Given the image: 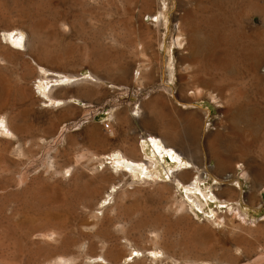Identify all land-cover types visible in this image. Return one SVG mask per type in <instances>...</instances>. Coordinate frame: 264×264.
I'll use <instances>...</instances> for the list:
<instances>
[{
  "label": "rangeland",
  "instance_id": "obj_1",
  "mask_svg": "<svg viewBox=\"0 0 264 264\" xmlns=\"http://www.w3.org/2000/svg\"><path fill=\"white\" fill-rule=\"evenodd\" d=\"M15 28L24 52L6 38ZM37 64L102 82L56 89L79 100L56 108L29 76ZM54 76L67 80L39 72ZM0 90V264H264V195L243 165L264 166V0H0ZM147 132L203 149L202 192L137 181L104 156ZM152 140L143 159L171 181L187 159Z\"/></svg>",
  "mask_w": 264,
  "mask_h": 264
},
{
  "label": "bare ground",
  "instance_id": "obj_2",
  "mask_svg": "<svg viewBox=\"0 0 264 264\" xmlns=\"http://www.w3.org/2000/svg\"><path fill=\"white\" fill-rule=\"evenodd\" d=\"M161 14V12H160ZM162 17V14L161 16H158L157 15V22L160 23L162 22L161 21V18ZM164 18V17H163ZM179 23V22H178ZM177 25V24H176ZM179 26V24H178ZM177 26V27H178ZM181 25L179 26V31H180V28ZM181 32V31H180ZM6 38H11V41L13 42V45L17 48V51H21V52H24L26 51L27 49V45H26V39H25V32L20 30V29H12V30H8L6 33ZM181 35V34H180ZM200 36V35H199ZM177 41L179 42V45L181 46V48H185L186 46V38H184V35L182 36H177ZM194 37V36H193ZM204 38V37H202ZM209 39V38H208ZM193 40H198V38H195ZM200 40V39H199ZM204 41V40H203ZM194 42V41H193ZM209 42V41H208ZM175 43V42H174ZM207 43V42H206ZM204 44V43H203ZM208 45H210V43H208ZM209 48V47H208ZM210 49V48H209ZM14 50V49H13ZM188 50V49H187ZM205 53H209L210 54V50L206 51ZM200 54V53H198ZM204 55V54H203ZM170 60H168L169 62ZM42 69V71H47V72H54V73H60V74H64L65 77H67V80L66 82H64L62 79H58L56 76L54 77H48V78H45V77H39V72L40 70ZM44 69V70H43ZM28 71V70H27ZM140 71V70H139ZM29 72V71H28ZM30 73V72H29ZM67 75H70V76H67ZM29 76H31L32 78H39L41 80V82L44 84L43 85V88H42V93L44 95L45 98L49 99V101H46L44 99V102L47 103V102H51L53 107L56 106V108H61V107H64L65 105H68V104H73L72 100H75L76 102H78L79 100L75 97H70V98H58V97H55L53 95L54 91L56 89H59L61 88L64 89L66 87H69V86H73V85H77V84H80L81 82L84 83L89 81V82H92V83H101L102 80H100L99 78L95 77L94 75H91V79H89L88 77H84L85 75L84 74H81V75H74V74H67V73H64V72H60V71H56V70H50V69H47L46 67L40 65V64H37V73L35 74H29ZM140 76V75H139ZM173 76H174V67L172 65V63H169L168 64V80L165 82L164 86L165 87H170L173 83ZM84 77V78H82ZM71 78H77V80L70 84L71 81ZM34 80V79H33ZM55 80V81H54ZM54 82L57 83V85H59L58 87L56 88H51L50 87H54ZM112 88H116L115 85H112L111 86ZM143 87V86H142ZM29 88V87H28ZM26 88V89H28ZM139 88V87H138ZM25 89V88H24ZM50 89V90H49ZM47 90H49V92L47 93ZM1 91V90H0ZM30 91H32L33 93L35 92L34 90V86L32 87V90L30 89ZM60 91V90H59ZM5 93V92H4ZM24 93V92H23ZM139 93V92H138ZM35 94V93H34ZM5 95V94H3ZM7 95V94H6ZM9 95V94H8ZM33 95V94H31ZM211 97H212V100L214 102H218V98L216 95L214 94H211ZM7 99V98H6ZM71 100V101H70ZM74 103V104H77V103ZM2 104V103H1ZM79 104V103H78ZM86 104H84L85 106ZM180 105L183 107V108H199L198 106H194L195 104L193 103H180ZM139 110V109H138ZM206 114H207V117H209V114H208V111H206ZM133 118L134 120H136L137 118H142V113L140 111H138V113L136 115H133ZM88 119V118H87ZM16 122V121H15ZM194 122V121H193ZM2 124L5 125V130L9 133H11L13 136H15V134L12 132L9 124L5 121V119L2 121ZM16 126V125H15ZM4 127V126H2ZM16 128V127H15ZM19 128V127H18ZM109 128H110V125H109ZM205 128V131H207L208 129H210V125H205L204 126ZM4 129V128H3ZM167 129V128H166ZM207 129V130H206ZM5 131V132H6ZM168 131V130H167ZM2 132V131H1ZM169 132V131H168ZM148 133V132H147ZM174 137L176 138V134L175 133H171ZM159 135V134H158ZM147 138H152V139H155V140H158L159 141H155V140H152L154 142H152V144L155 146V148H157L156 152L159 153V151L163 148V145L165 146L166 149H170L172 151H175L177 152L180 156H182L183 158L187 159V161L185 163H181L179 164L178 166L174 167L173 170H177V168H180L182 171L178 174H175L173 173L172 176H168L171 181H167L165 179V176H164V172L163 170H161L160 168H158L156 165L157 164L155 163V161H157L155 159V161L151 160L150 162L149 161H146L144 160V156H149L150 154V147L149 145L147 144ZM143 139V141L141 142V140ZM141 140H138V139H135L134 142L132 144H129L128 148L124 149L122 151V149H117L115 150L114 152L112 153H109V154H106L104 156H111V157H114V161L117 165V169L120 170L122 168H127L130 173L132 175H134V177L136 178V180H150V179H153V180H161L162 182L166 183V184H169V183H173V184H178V185H181L182 187H184V189L186 190V194L188 195V190L190 189H193V190H200L202 192V189L201 190V186L203 183H205V178H204V173H206L207 170H205L204 168L205 167V162H206V159L204 157V152H203V149L199 146H195L194 144V141L193 140H190L188 139L187 140V144L182 147V148H177L176 145H174L173 141H170L168 140V138L165 136V135H160V136H157L155 134H151V133H148L146 135V137H143L141 138ZM218 140L215 139V141ZM159 142H161L159 144ZM180 152V153H179ZM119 153V154H118ZM155 155V154H154ZM172 158H176V156H171ZM100 158V157H99ZM123 159V161H122ZM230 160V161H228ZM227 161H219V169L223 170V171H226V170H229L231 169V159H228ZM188 164H191V166L193 167V169H188ZM244 165V168L246 170L247 173H249L251 175V178H252V181H253V186H252V192L254 195L256 196H263L264 195V166H258V165H250L249 164H246V163H243ZM160 166V165H159ZM172 170V168L170 169V171ZM105 171V170H104ZM103 171V173H104ZM107 172V171H106ZM172 172V171H171ZM236 170L233 172V175H231L230 177H235L236 175V179L235 180V184L233 185V187L239 189V191L242 189L241 187V184L238 182L239 181V176L237 175V173H235ZM107 174V173H106ZM124 176H126L127 174L126 173H122ZM166 174H167V171H166ZM101 175H103L101 173ZM112 175H109V176H103L102 179L100 177V179L102 180V182H109V180H111V177ZM188 177L190 178V182L189 183H184L180 178L181 177ZM71 177V176H70ZM122 177V176H121ZM90 178V177H89ZM114 178V177H113ZM187 178V181L189 180ZM184 179V178H183ZM100 180V181H101ZM137 180V181H138ZM185 180V179H184ZM95 186V185H94ZM222 186V185H221ZM115 188V186L113 187ZM117 189V188H116ZM225 189V188H224ZM223 189V192H225L226 190ZM95 190H93L94 192ZM229 191V190H228ZM117 192L115 191L114 189H112V195H114V193ZM89 193V192H88ZM95 193V192H94ZM192 193V192H190ZM239 193V192H238ZM92 194V193H91ZM90 194V195H91ZM109 194V193H108ZM204 197H208L210 199H216L219 201V203L222 204H225L226 205V208H229V210H232V211H235V213H238V215L241 216L240 214V209H239V204L238 203H235L232 204L230 201L228 200H225L223 198V196H220V197L213 191L211 190V194H205L202 193ZM222 194V193H221ZM220 194V195H221ZM93 195V194H92ZM95 195V194H94ZM111 195V194H110ZM111 195V196H112ZM119 195V194H118ZM110 196V197H111ZM115 196V195H114ZM107 197V196H106ZM115 198V197H114ZM103 201V200H102ZM217 201V202H218ZM107 204V203H106ZM105 206V205H104ZM222 208V206H221ZM106 211V210H105ZM211 212V211H210ZM245 213V212H244ZM213 214L212 216L215 215V213H211ZM227 214V213H226ZM239 216V217H240ZM97 217V216H96ZM217 219H219L220 217H216ZM243 218V216H242ZM230 219V218H229ZM228 219V221H229ZM264 220V219H262ZM261 220V221H262ZM217 221V220H215ZM197 223V222H196ZM202 224V223H201ZM139 252V251H138ZM121 255H123L122 253H120ZM119 254V255H120ZM120 255L121 258H123L122 256ZM118 256V254H117ZM124 257H126V255L124 254L123 255ZM120 257H116V258H120ZM131 257V256H130ZM100 258H103V257H100ZM104 261H106L105 258H103ZM92 260V259H91ZM94 263L95 264H99V257H96L94 258ZM93 264V263H92Z\"/></svg>",
  "mask_w": 264,
  "mask_h": 264
},
{
  "label": "crops",
  "instance_id": "obj_3",
  "mask_svg": "<svg viewBox=\"0 0 264 264\" xmlns=\"http://www.w3.org/2000/svg\"><path fill=\"white\" fill-rule=\"evenodd\" d=\"M150 140V139H149Z\"/></svg>",
  "mask_w": 264,
  "mask_h": 264
}]
</instances>
